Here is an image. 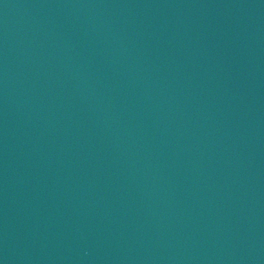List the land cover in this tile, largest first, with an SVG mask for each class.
<instances>
[{
  "label": "water",
  "instance_id": "1",
  "mask_svg": "<svg viewBox=\"0 0 264 264\" xmlns=\"http://www.w3.org/2000/svg\"><path fill=\"white\" fill-rule=\"evenodd\" d=\"M0 264H264L239 0H0Z\"/></svg>",
  "mask_w": 264,
  "mask_h": 264
}]
</instances>
